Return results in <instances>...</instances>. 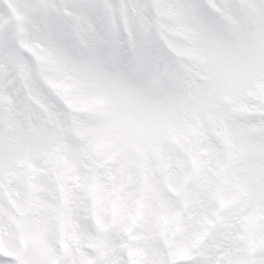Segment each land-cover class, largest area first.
Here are the masks:
<instances>
[{"label": "snow or ice", "instance_id": "obj_1", "mask_svg": "<svg viewBox=\"0 0 264 264\" xmlns=\"http://www.w3.org/2000/svg\"><path fill=\"white\" fill-rule=\"evenodd\" d=\"M0 264H264V0H0Z\"/></svg>", "mask_w": 264, "mask_h": 264}]
</instances>
